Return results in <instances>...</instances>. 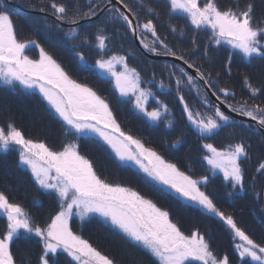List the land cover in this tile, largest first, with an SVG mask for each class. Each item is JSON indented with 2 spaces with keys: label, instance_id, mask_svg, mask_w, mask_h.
<instances>
[{
  "label": "snow or ice",
  "instance_id": "snow-or-ice-1",
  "mask_svg": "<svg viewBox=\"0 0 264 264\" xmlns=\"http://www.w3.org/2000/svg\"><path fill=\"white\" fill-rule=\"evenodd\" d=\"M17 3L40 14L27 24L71 42L82 64V49H95L90 70L107 74L120 101L145 123L180 128L171 148L189 135L223 137L225 146L201 145V174L147 147L121 127L104 96L74 79L39 40L22 38L13 18ZM180 16L183 26L171 22ZM133 41L143 49L140 71L129 65L137 59ZM236 53L247 68L240 74L247 98L240 100L225 83ZM149 56L172 62L157 67ZM0 87L35 97L47 117L30 121L26 132L0 103V264H264V0H0ZM154 88L175 101L179 118ZM81 141L107 146L134 165L168 206L103 178ZM16 169L24 179L11 183ZM214 177L219 192L210 190ZM249 198L261 213L259 239L244 222L242 201ZM247 211L255 218L253 208ZM74 217L81 225L98 221L144 260L102 251L74 230ZM185 217L199 223L186 232ZM219 233L231 238L233 255L214 249Z\"/></svg>",
  "mask_w": 264,
  "mask_h": 264
},
{
  "label": "rangeland",
  "instance_id": "rangeland-1",
  "mask_svg": "<svg viewBox=\"0 0 264 264\" xmlns=\"http://www.w3.org/2000/svg\"><path fill=\"white\" fill-rule=\"evenodd\" d=\"M257 2L259 3V0H257ZM13 9H19V13L21 15L23 11L31 18L38 17L37 13L28 11L26 8L19 6L18 3L13 5ZM16 23L23 26L22 38H33L39 40L45 49L54 55L58 62L65 67L74 79L78 80V82L87 83L88 86L92 87L100 95L104 96L110 102L118 123L121 124V127L126 132L141 139L145 142L147 147H152L160 152L165 159H168L170 162L177 163L182 170H185L187 167H191L193 172L196 174L203 173L204 168L207 167L206 163L202 160L201 145L204 142L214 143L217 147L225 146V140L223 137H218L216 140L201 141L195 135H189L184 137V143L176 148H171L170 144L181 138L180 128L168 129L164 124L156 126L145 123L130 104L121 102L119 94L114 91L113 85L110 82L111 78L105 73H100L99 70H90L91 66L94 65L95 60L98 58L95 49H90L88 47L82 49L85 55V62L82 64V62H80L77 58L76 51L73 50L71 42L66 39H63L62 42V38L56 30L52 29L45 31L42 24H37L35 28L28 24L27 28L23 24L18 22ZM178 24L183 26L184 19L181 18ZM124 47L128 48V43H125ZM132 47L136 50L137 59L132 60L130 58L129 65L130 67H137V70L140 71V66L138 65H140V62L144 59V57L140 55L142 51L138 47L136 41L132 42ZM223 48L227 49L228 46L224 45ZM28 54L33 58H38V49H31ZM121 54L124 53L121 52ZM218 54L223 56V51L218 52ZM166 60L168 62H172V58L170 57L161 59L159 57L153 58L150 56L148 57L147 62L160 67ZM245 71H247V68L245 67V61L242 56L234 54L233 77L231 80L226 79L225 83L236 92L237 100L247 98V90L243 87L240 78V74ZM142 75H144V73H142ZM165 83H167V81H165ZM153 91H156L160 98L168 103L173 115L179 118L180 110L176 106L175 101L167 95L166 91L160 92L155 88ZM0 103H6L11 110L16 113L18 124L21 125L26 132H31L32 130L30 128V121L47 122V117L44 111L37 105L36 98L33 96L6 92L2 87H0ZM192 104L195 106V100H192ZM233 119L239 122L243 118L233 114ZM58 134L57 130V135ZM80 143L82 154H87L94 160L103 178L107 179L111 183H121L125 186L133 187L142 194L154 199V201L158 204L165 207L168 206L169 201L167 198L162 194L154 193L152 188L140 179L143 174L139 173L138 169L134 165L130 163H121L115 158L114 153H111V150L108 149L107 146L97 147L96 143L93 141H81ZM22 171L23 170L20 169L12 171L8 177L9 182L15 183L18 180H23L24 176L21 174ZM219 175L222 179V174ZM213 179L216 180L215 177ZM210 190L219 192L221 190L220 180H216ZM222 206L228 211L232 210L229 204H223ZM242 206L246 208V211L243 214L244 217L245 215H248L251 217L249 221H254L253 224L255 227L252 228L254 229V234L252 235L259 239L260 223L258 218L261 215L259 209L251 204L250 198L248 201H242ZM247 208H253L255 218L248 213ZM197 223H199L197 218L185 217L182 220V227L187 232ZM3 224V218H0V229H2ZM72 224L74 230L80 232V234H82L86 239H89L90 242L99 247L102 251L109 254L122 255L129 261L128 254L133 251L127 249L122 239L105 230L98 221H86L84 225H81L79 218L74 217ZM213 247L221 255L225 253L229 255L234 254L231 238L224 233L216 235ZM36 250L38 251V246L36 247ZM132 256L136 258L140 257V259L144 260V257L139 253L133 252ZM61 257L62 259H68L64 256V254H61Z\"/></svg>",
  "mask_w": 264,
  "mask_h": 264
},
{
  "label": "trees",
  "instance_id": "trees-1",
  "mask_svg": "<svg viewBox=\"0 0 264 264\" xmlns=\"http://www.w3.org/2000/svg\"><path fill=\"white\" fill-rule=\"evenodd\" d=\"M31 17H29L28 15H24L23 17H20V16H15V20H16V22H18V23H20V24H23V25H25L27 28H28V24L26 23V20H28V19H30ZM181 18H182V16H180L179 18H177V19H174V20H172L171 22L172 23H174V24H178L179 22H180V20H181ZM37 19H39V16L37 17ZM236 55H240V56H242L241 54H238V53H236ZM159 63H163V62H159ZM25 111H27V110H25ZM30 112V111H29ZM245 221L244 222H246L245 224L246 225H248V231L249 232H251V234H254V229H252V228H254L255 227V225L253 224L254 223V221H249V219H251V217L250 216H248V215H245ZM249 222V223H248ZM250 223H252V224H250ZM133 253V252H132ZM132 253L130 252L128 255H129V261H142V259H140V257L139 258H136V257H133L132 256Z\"/></svg>",
  "mask_w": 264,
  "mask_h": 264
},
{
  "label": "water",
  "instance_id": "water-1",
  "mask_svg": "<svg viewBox=\"0 0 264 264\" xmlns=\"http://www.w3.org/2000/svg\"><path fill=\"white\" fill-rule=\"evenodd\" d=\"M136 43H137V45H138V47L140 48V50L143 52V49H142V47H140V45H139V41H136ZM151 57V56H150ZM153 58H158V57H153ZM159 58H161V59H166L167 57H159ZM213 99L215 100V98L213 97Z\"/></svg>",
  "mask_w": 264,
  "mask_h": 264
}]
</instances>
